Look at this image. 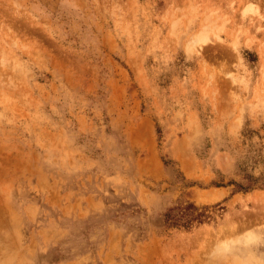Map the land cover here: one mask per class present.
<instances>
[{"label":"rangeland","instance_id":"1","mask_svg":"<svg viewBox=\"0 0 264 264\" xmlns=\"http://www.w3.org/2000/svg\"><path fill=\"white\" fill-rule=\"evenodd\" d=\"M244 175L264 0H0V264H264ZM181 201L219 209L165 229Z\"/></svg>","mask_w":264,"mask_h":264},{"label":"trees","instance_id":"2","mask_svg":"<svg viewBox=\"0 0 264 264\" xmlns=\"http://www.w3.org/2000/svg\"><path fill=\"white\" fill-rule=\"evenodd\" d=\"M243 179L245 182L243 184H235L238 191L247 192L255 188L264 187V179L262 183H257L256 178L249 175H244ZM208 209H212L208 212ZM219 209L217 206L212 207H202L200 211L197 210L191 202L181 201L175 206L170 207L163 214V225L165 229L169 228H183L189 229L193 225L204 224L210 216L209 213H214ZM216 210V211H213Z\"/></svg>","mask_w":264,"mask_h":264},{"label":"bare ground","instance_id":"3","mask_svg":"<svg viewBox=\"0 0 264 264\" xmlns=\"http://www.w3.org/2000/svg\"><path fill=\"white\" fill-rule=\"evenodd\" d=\"M250 10V9H249ZM245 11V10H244Z\"/></svg>","mask_w":264,"mask_h":264}]
</instances>
